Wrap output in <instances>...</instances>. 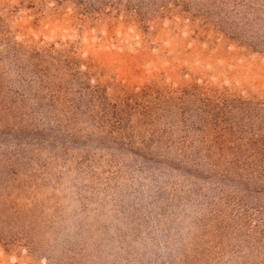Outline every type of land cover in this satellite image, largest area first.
Instances as JSON below:
<instances>
[{"label":"rangeland","instance_id":"1","mask_svg":"<svg viewBox=\"0 0 264 264\" xmlns=\"http://www.w3.org/2000/svg\"><path fill=\"white\" fill-rule=\"evenodd\" d=\"M0 264H264V0H0Z\"/></svg>","mask_w":264,"mask_h":264}]
</instances>
